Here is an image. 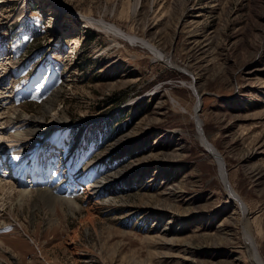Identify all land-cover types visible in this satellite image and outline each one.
Here are the masks:
<instances>
[{
	"label": "rangeland",
	"instance_id": "1",
	"mask_svg": "<svg viewBox=\"0 0 264 264\" xmlns=\"http://www.w3.org/2000/svg\"><path fill=\"white\" fill-rule=\"evenodd\" d=\"M2 117L0 264H255L199 131L264 264V0H0Z\"/></svg>",
	"mask_w": 264,
	"mask_h": 264
},
{
	"label": "bare ground",
	"instance_id": "2",
	"mask_svg": "<svg viewBox=\"0 0 264 264\" xmlns=\"http://www.w3.org/2000/svg\"><path fill=\"white\" fill-rule=\"evenodd\" d=\"M105 27H107V26H105ZM107 28H109V29H111L112 31H115V32H117L118 33V35L119 34H121L120 33V31L119 30H117V29H112V27H110V26H108ZM123 35V34H122ZM158 54H159V52H158ZM160 56H162V54H160ZM162 58H163V56H162ZM11 113H9L8 115H6L7 117H6V123L7 124H11V123H16V122H18V120L19 119H28V118H25L26 117V115L25 114H21V113H19L18 111H16V109H12L11 108ZM1 120L2 119H4V117H2V118H0ZM38 123H37V125L38 126H41V122L40 121H37ZM4 123V122H3ZM7 124H4V125H7ZM12 127V126H11ZM1 129V128H0ZM37 131H40V129L38 130V127H35V128H29V129H25V131H23L24 132V136H23V133H21V132H17V134L16 135H13V134H11L10 135V137H12L11 139H14L16 142H17V140H19V139H21L22 140V143H26L27 145H25V146H23V148L22 149H24V148H27L28 146H29V144L33 141V140H30L29 141V139H27V138H29V136H30V134H31V132L32 133H35V132H37ZM3 133V132H2ZM198 135H199V137L202 139V141H203V144H204V146H205V148L207 149V151L211 154V156H220V154L216 151V149L213 147V146H211V144H208L207 142L208 141H206V139L204 138V136L203 135H201V133L199 132L198 133ZM4 138V137H3ZM6 139H8V137H5L2 141H6ZM13 140V141H14ZM52 140L54 141V139L52 138ZM205 140V141H204ZM8 141V140H7ZM10 141V140H9ZM56 141V140H55ZM20 142V141H19ZM60 143V142H59ZM0 144H1V142H0ZM52 146L55 144V142H54V144L53 143H50ZM2 145V144H1ZM50 145V146H51ZM18 148V147H17ZM16 148V149H17ZM14 152V151H13ZM33 153L32 154H30L29 155V157H27L24 161H22V162H20V164H18L17 166L13 163V162H10V164H6L7 166L6 167H2L3 169L4 168H6V170L8 171V172H10L11 174H10V176H12V177H15V178H17V180H18V184H16L15 182H13V181H8V183H5V184H2V185H0V190L1 191H3V189L5 188V185H8V187H9V189H10V192L12 193L13 192V194H16V196H17V202H18V205L19 206H22L23 205V202H24V200L26 199V198H28V197H30V194L32 193V191H31V189H30V187H27V185H28V182L27 181H25V180H23V177H24V175H25V173L27 172L26 171V168L24 167V166H29V165H32L33 166V162H32V157H33ZM27 156V155H26ZM17 157V156H16ZM221 157V156H220ZM12 159H14V158H10V160H12ZM218 164V163H217ZM219 165V168H220V170H221V173H222V168H221V165L220 164H218ZM31 167V166H30ZM33 169L35 168V171H34V175L35 176H37V175H39V171L41 170V167H37V166H34V167H32ZM32 168L30 169V170H32ZM29 170V172H31ZM38 172V173H35V172ZM41 174H44V173H46L47 172V169L46 168H44V169H42L41 170ZM32 173V172H31ZM222 183H223V185H224V187H225V189L228 191V194H230V196L232 197V199L238 204V206H239V208L241 209V212L243 213V214H245L246 213V215H243L244 216V221H242L243 222V234H244V237H245V239H246V246L248 247V249H249V251H251L252 252V256H253V260H254V263L255 264H263V261L261 260V257L258 255V253L256 252V247H255V243H254V240H253V237H252V235H251V233H250V229H249V226H248V223H247V211H246V208H245V205L244 204H242V202L240 201V200H238L237 198H236V195L234 194V192L231 190V188H230V186L228 185V182H227V177H225V176H223L222 178ZM45 180H47V178L45 177V176H41V178H40V183L42 182V181H45ZM119 180V179H118ZM117 180V181H118ZM109 180L106 178V179H104V180H101V181H98L97 182V184L93 187V190H94V192L95 193H100L101 191L103 192L104 190L103 189H105L106 188V190L107 189H110V190H112L111 188H108V185H109ZM115 183V182H114ZM4 186V187H3ZM44 186H46V187H44ZM40 189H38L37 190V192H36V194H37V196L40 198V199H48V200H50V199H54L55 200V196L54 195H52V194H49L48 193V190L46 189L47 188V185H41L40 187H39ZM49 188V187H48ZM57 188H59V186L57 187ZM91 188V187H90ZM113 188V187H112ZM230 188V189H229ZM87 189H89V188H87ZM86 189V190H87ZM9 192V193H10ZM89 193V192H88ZM239 198V197H238ZM232 200V201H233ZM67 203L68 204H70L71 205V203L72 202H70V201H67ZM224 226V225H223ZM224 230V229H223Z\"/></svg>",
	"mask_w": 264,
	"mask_h": 264
},
{
	"label": "water",
	"instance_id": "3",
	"mask_svg": "<svg viewBox=\"0 0 264 264\" xmlns=\"http://www.w3.org/2000/svg\"><path fill=\"white\" fill-rule=\"evenodd\" d=\"M193 84H194V80H193ZM196 93V92H195ZM201 133V135H203V132L199 131ZM205 141V140H204ZM213 158L215 159V161L221 165L222 168V176L226 177V169L223 163L222 158L218 155V156H213ZM230 189V188H229Z\"/></svg>",
	"mask_w": 264,
	"mask_h": 264
}]
</instances>
